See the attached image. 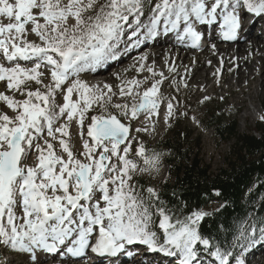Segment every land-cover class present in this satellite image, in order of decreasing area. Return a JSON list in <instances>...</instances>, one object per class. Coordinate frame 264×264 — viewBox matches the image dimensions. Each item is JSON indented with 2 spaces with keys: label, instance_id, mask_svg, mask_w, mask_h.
<instances>
[{
  "label": "snow or ice",
  "instance_id": "6c2138e0",
  "mask_svg": "<svg viewBox=\"0 0 264 264\" xmlns=\"http://www.w3.org/2000/svg\"><path fill=\"white\" fill-rule=\"evenodd\" d=\"M247 15L254 17L251 24L264 18V0H0V17L12 21L0 20V81L25 97L0 93L14 113L0 112V245L28 254L31 264H40L38 253L45 260L88 259L89 253L134 260L140 245L176 258L174 264H247L248 253L264 244V219L243 220L227 235L224 225H217L216 235L204 233L202 224L221 209H195L181 219L157 188L139 183L144 173L154 177L163 167L164 153L131 134L155 130L163 73L139 102L144 81H123L119 96L130 104L113 103L111 85L80 79L82 72L169 34L198 48L218 27L224 40L238 42L248 30ZM147 59L139 57L140 71ZM147 71L157 75L151 66ZM58 94L63 103H57ZM173 99L166 119L176 113L179 102ZM96 107L99 114L89 118ZM141 114L149 126L133 129ZM74 122L80 152L70 135ZM52 141H58L59 153ZM33 155L35 163H26ZM213 194L221 195L215 189Z\"/></svg>",
  "mask_w": 264,
  "mask_h": 264
},
{
  "label": "rangeland",
  "instance_id": "374dc122",
  "mask_svg": "<svg viewBox=\"0 0 264 264\" xmlns=\"http://www.w3.org/2000/svg\"><path fill=\"white\" fill-rule=\"evenodd\" d=\"M11 2H14V0H11ZM0 20H2L4 23L12 22L9 21L5 17H0ZM30 28V26H29ZM256 33L259 31H255ZM262 34V33H261ZM264 38V35L262 36ZM246 36L244 37L243 41L245 40ZM29 40H34L37 43H39V39L35 36V34H29L28 35ZM162 41V40H161ZM160 43V42H159ZM158 43V44H159ZM209 45H212V42L207 41ZM242 43V41H241ZM160 45V44H159ZM163 45V44H162ZM161 45V46H162ZM155 46L153 44L151 47ZM204 46V45H203ZM210 47H208L209 49ZM199 49V48H198ZM206 50V45L202 47L199 50H191L187 51L189 54V58L187 60H180L177 58L176 60L173 61V66L172 69L174 68L175 70L172 71L170 69V75L169 79L167 80L165 87L163 89V92L161 95L163 97H167L168 99L166 100L165 98L161 101L159 107L167 106V102L171 98H175L172 100L174 105H177V110L175 115L170 119V121H166L163 126L156 128L153 132L145 134L144 136H139L138 139L143 142L149 150H156L158 152L164 153L162 150L158 149L157 147V142L159 141H165L169 136L175 132V130L178 129H185V132L191 133V140L193 141V147L191 146V150L193 152V155H196L198 158L203 160V163L205 165H210L213 171L220 170L221 168H225L228 166V160L230 158L235 157V140L227 141L224 138L220 137L218 134L217 130L214 127L209 126L210 124V116L212 114H217V116H223L227 117L229 119L231 118H236L237 120V125H238V132L239 133H251L254 132L255 127L259 126H264V93L260 94V97L258 98V104H260L259 110L255 113V116L257 119L255 121H251L250 118H247L246 121H243L242 115L244 114V110L242 108H239L238 106L233 105L232 103V97H224L221 95V90H220V80L222 79V73L225 72V77H229L233 83L237 86V81H236V64H237V59L234 58L232 61H230L227 65L226 68L224 69L223 63H221L220 71H217V76H213V78L210 80V84H216L215 89L212 91L206 93L204 90L201 94H196V87L197 85H192L191 78L194 72V67L198 64V57L201 55V58H204L203 60H206L207 57H209L208 51ZM154 47L152 49H147L148 51H153ZM211 51H216L214 49H210ZM203 51V53H202ZM144 53V52H143ZM143 53L141 55H143ZM185 54V53H184ZM130 62L129 65H126L119 68H115L113 73L116 74L118 71L119 73L123 74L124 76H130V79H133L132 72L137 69V72L139 76L136 78H140V75L144 73L143 71L139 70L138 67V61H139V56ZM174 55V54H173ZM186 55V54H185ZM183 55L182 57H185ZM180 56V55H179ZM251 60H255L256 56L251 52L250 54ZM2 60V59H0ZM136 60V61H135ZM29 66V65H28ZM30 67V66H29ZM122 69V70H121ZM125 69V70H124ZM108 69L106 68L103 70L102 68L98 70L97 72H102V71H107ZM259 73H261V70H259ZM118 75V74H117ZM116 75V76H117ZM81 77V75H80ZM91 77L90 75H86L83 78L84 79H89ZM165 77V75H164ZM152 78V75H151ZM161 79V78H160ZM153 80V78H152ZM88 81V80H87ZM175 81V83H173ZM45 83H48V79L45 78L44 80ZM153 82V81H152ZM117 85V96L113 97V103H124L128 102L129 104L131 103V99H123L119 98V89H120V81H118ZM187 85L185 87L184 85ZM6 85V82L0 81V89L2 90V93H5L9 96L10 92L7 89V87H4ZM33 90L37 87L35 83H31L29 85ZM222 86L224 88H227V84L222 82ZM243 89H246L247 87V81L243 83ZM177 88H179V91H177ZM203 89V86L202 88ZM241 91L240 89H238ZM13 96V95H12ZM204 97H209V99L205 100ZM15 99L17 100H22L25 97L21 96L19 93H16L14 96ZM245 98H247L248 102H250L249 96L245 95ZM141 100V99H140ZM137 102H139V99H136ZM203 101V102H201ZM57 103H63V100L61 96L58 94L57 95ZM110 112L116 113L115 108H110ZM0 112H9L8 115L12 116L14 113L11 109H7L5 102L0 101ZM100 109L98 107L94 108V112L92 115H97L99 114ZM187 112V116L181 115V113ZM261 115H258V114ZM90 116V117H91ZM195 116L196 120L199 121L197 124L195 121L192 120V117ZM261 117V118H260ZM197 118H200L201 120H198ZM63 120H61L59 123H62ZM136 121V120H135ZM90 122V119H89ZM135 125V122L133 123ZM75 126V122L72 124L70 127V135L72 137V143L74 144V151L80 152L83 151L82 143L79 139L80 137H77L76 134L73 132V127ZM257 136H260V133L257 132L255 133ZM209 136V137H208ZM41 140L40 142H42ZM54 148L57 150L59 153L60 149H58V142L54 143ZM137 147L136 141L133 142V149ZM168 156L169 153L165 154L164 157ZM34 156V155H33ZM31 156L26 163L28 164H34L35 160L33 159L34 157ZM163 157V158H164ZM32 158V162H31ZM142 164V159L140 160ZM169 168L170 166L163 161V167L159 173V175L149 176L147 173H144L142 177L150 180V181H155V182H164L168 179L169 177ZM220 202L215 201L213 204L212 209H215L219 206ZM209 209L205 210L208 211ZM19 211V210H18ZM254 219L253 217H246L243 220H251ZM242 220V221H243ZM241 221L238 222L239 227H240ZM238 227V228H239ZM158 232H161L158 228L156 229ZM163 239V235L161 233V240ZM261 246V247H260ZM259 247L255 248L252 252L248 253L246 260L247 264H264V244L260 245ZM1 250H4L3 245H0ZM258 252H260L258 254ZM26 255L21 252H17V264H27L24 259H26ZM7 259L10 258V256L6 257ZM53 259H49V261H52ZM55 260V259H54ZM58 260V259H57ZM60 260V259H59ZM48 261V260H46ZM45 261V262H46ZM89 264L86 260L80 262L79 264ZM160 264L158 261H153V264ZM73 264H78L77 262H73Z\"/></svg>",
  "mask_w": 264,
  "mask_h": 264
},
{
  "label": "trees",
  "instance_id": "16d2710c",
  "mask_svg": "<svg viewBox=\"0 0 264 264\" xmlns=\"http://www.w3.org/2000/svg\"><path fill=\"white\" fill-rule=\"evenodd\" d=\"M209 126L225 140H235V157L228 160L227 167L213 171L205 165L190 148L192 134L178 129L165 141L157 142L158 149L169 153L163 158L170 166L168 179L158 183L141 176L139 183L157 188L167 206L177 210L175 216L181 219L195 209H221L202 224V231L216 235L217 225H224L226 228L221 231L227 235L229 231L235 232L238 222L246 217L264 219V126L241 134L236 118L217 114L210 116ZM214 189L221 195L215 196ZM215 201L220 204L212 209Z\"/></svg>",
  "mask_w": 264,
  "mask_h": 264
},
{
  "label": "bare ground",
  "instance_id": "6f19581e",
  "mask_svg": "<svg viewBox=\"0 0 264 264\" xmlns=\"http://www.w3.org/2000/svg\"><path fill=\"white\" fill-rule=\"evenodd\" d=\"M249 24H251V21H249ZM253 24L246 25V28H251L249 31H246L243 34V37L238 42H219L218 40H208L206 38V41H213L212 44H215L216 47L214 50H218L219 52L216 53V51H211L212 48L209 43L206 44V50L208 47H210L208 50L209 57L206 58V60H203L204 58H201V55L198 57V64L194 67V72L191 78V84L197 85L196 87V94H201L203 90L208 93L215 89L216 84H210V80L213 78V76H217V71H220V65L223 63L224 69L226 68V65L232 61L234 58L237 59L236 64V81L237 86L233 83V81L229 77H225V72L222 74V79L220 80V90L221 95L224 97H232V103L235 106H238L239 108H242L244 110V114L241 116L243 121H246L247 118H250L251 121H255L257 117L255 116V113L259 110L260 104H258V98L260 97V94L264 93V38L262 37L264 34L262 33H256L255 27H252ZM202 30V29H201ZM246 36L245 40L243 41L244 37ZM242 41V43H241ZM151 43L149 45H146L142 51L134 52L133 50H129L125 58H122L121 62L114 66H109L108 70L97 72L100 69H97L93 72L89 71V75L91 76L88 81H86L89 85H96L99 84L100 86H103L105 84L113 86V92L117 94V85L119 79L117 78V72L116 74L113 73L115 68H121L123 66L126 67V65H129L132 59L134 57L136 58L137 55H141L143 52V55L146 54L148 56L147 61L145 62V70L144 73L140 75L139 81H144V83L141 85L139 91L141 93L140 96H136L135 99H141L143 90L149 88L152 86V78L156 77L158 78L159 73H163L165 75V78L168 80L170 77V69H172L173 61H174V50H170L174 44L169 43L167 45H162V41ZM153 44H155L154 50L148 51L147 49H152L151 47ZM162 45V46H161ZM178 45H176L177 47ZM205 46V45H204ZM203 45L201 47H198L201 49L204 47ZM196 48V50H199ZM213 49V48H212ZM189 51V50H188ZM191 51V50H190ZM251 52L256 56L255 60H251ZM186 55H185V54ZM203 53V51H202ZM185 55V57H182ZM140 57V56H139ZM180 60H187L189 58V54L187 51H183V53L178 57ZM136 61V60H135ZM154 62V63H153ZM138 64V63H136ZM151 66L153 67V71L157 73V75L153 76V73H150L147 71V68ZM123 67V68H125ZM105 70L106 68H102ZM122 70V69H121ZM125 70V69H124ZM259 70H261V73H259ZM137 72V69L132 72L133 79H136L137 76H139ZM152 75V78H151ZM145 78H148L145 80ZM130 79V76L124 77L121 79V85L123 81H128ZM132 80V78L130 79ZM129 80V81H130ZM247 81V87L246 89H243V83ZM222 82L227 84V88H224L222 86ZM166 82L164 83L165 86ZM120 85V86H121ZM203 86V89H201ZM240 89L241 91H239ZM135 91V89H134ZM161 94V93H160ZM245 95L249 96L250 102H248L247 98H245ZM117 96V95H116ZM115 96V97H116ZM118 97V96H117ZM62 98V97H61ZM122 98V97H119ZM166 100L167 97H164ZM73 99H76V96L74 95ZM123 99L127 100L130 99L129 97H123ZM6 105V104H5ZM7 107V106H6ZM7 109H9L7 107ZM94 112L90 111L88 113V116L90 118V114ZM166 113H167V106H161L159 107V115L152 116V120L155 121V129L158 127L163 126V124L167 121L166 119ZM258 115H261L260 113ZM198 120H201L200 118H197ZM135 122V125L133 123ZM89 123V120L85 121V124ZM149 126V122L145 119V116L141 114L138 120L132 122V128H139V127H145ZM73 132L76 134L77 137V126L73 127ZM151 128L148 132H142V133H135L132 132V135H135L137 137L144 136L145 134L151 133ZM153 132V131H152ZM209 137V136H208ZM50 139V138H49ZM82 143V140L79 139ZM134 142V141H133ZM43 143V141L41 142ZM58 149L59 144H58ZM35 160V155L33 156ZM32 162V158H31ZM261 247V246H260ZM259 247V248H260ZM1 251V250H0ZM260 252H258L259 254ZM42 257V254H40ZM154 259L153 261H158L160 264H174V261L176 258L165 256L162 253H158L156 255H153ZM39 257V258H41ZM52 261H46L45 259H40V264H71V261L69 260H57L55 258H52ZM55 259V260H54ZM96 259V258H94ZM127 258L120 256L118 258H105L101 257L98 262H102V264H125L124 260ZM46 261V262H45ZM84 261V259L77 261L79 264L80 262ZM139 260H135V264H137ZM150 263V264H151ZM73 264V263H72ZM87 264V263H86ZM91 264V263H89ZM130 264V262H129ZM144 264V263H143ZM156 264V263H155Z\"/></svg>",
  "mask_w": 264,
  "mask_h": 264
}]
</instances>
